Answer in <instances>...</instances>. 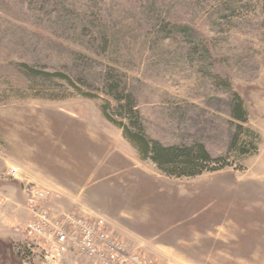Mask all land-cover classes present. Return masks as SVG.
Returning <instances> with one entry per match:
<instances>
[{
	"label": "rangeland",
	"instance_id": "rangeland-1",
	"mask_svg": "<svg viewBox=\"0 0 264 264\" xmlns=\"http://www.w3.org/2000/svg\"><path fill=\"white\" fill-rule=\"evenodd\" d=\"M119 93L148 137L201 143L226 165L178 178L141 159L102 114L110 101L122 120ZM246 129L257 149L236 155ZM0 162L23 188L34 174L63 184L73 197L55 193L53 212L136 216L187 264H264V0H0ZM26 243L23 263L42 260Z\"/></svg>",
	"mask_w": 264,
	"mask_h": 264
},
{
	"label": "built area",
	"instance_id": "built-area-1",
	"mask_svg": "<svg viewBox=\"0 0 264 264\" xmlns=\"http://www.w3.org/2000/svg\"><path fill=\"white\" fill-rule=\"evenodd\" d=\"M20 175L19 166H11L4 172L6 178ZM23 192L31 215L25 226L26 236L41 244V258L45 264H57L68 253L93 264H157L118 238L107 216L90 209L53 212L47 206L58 190L34 182L27 181ZM18 248L22 255H28L31 246L26 243Z\"/></svg>",
	"mask_w": 264,
	"mask_h": 264
},
{
	"label": "crops",
	"instance_id": "crops-1",
	"mask_svg": "<svg viewBox=\"0 0 264 264\" xmlns=\"http://www.w3.org/2000/svg\"><path fill=\"white\" fill-rule=\"evenodd\" d=\"M7 166H9L8 163L5 165L3 162H0V264H24L21 255L16 251V247L18 246L17 244L23 245V241L26 238L25 226L30 220L31 215L26 208V196L23 192V178H6L4 176V171L7 169ZM41 175H30V178L38 181V184L45 183V185L52 184L56 186L57 190L61 192L60 197L67 198L65 195L73 197L72 194H68L67 191L63 189V184L61 185L53 179H47L46 181L48 184H46V182L41 181ZM45 177H47V175ZM65 198H60V200L63 199V201H66ZM51 203L52 202H50L48 206L51 207ZM51 208L55 209L53 207ZM63 210L66 209L64 208ZM109 219L112 222V230L115 235L130 248L140 247L141 250L145 251L148 255L151 253L153 257H158L159 264H187L170 255L172 250L176 251L180 249L175 243L153 244V242H151L153 239L148 240L149 238L144 236L141 231L134 229L133 225L137 223L136 220H134L136 216H110ZM31 264L45 263L36 258ZM57 264L91 263L86 258L78 257L74 255V253H68L62 260L58 261Z\"/></svg>",
	"mask_w": 264,
	"mask_h": 264
},
{
	"label": "trees",
	"instance_id": "trees-1",
	"mask_svg": "<svg viewBox=\"0 0 264 264\" xmlns=\"http://www.w3.org/2000/svg\"><path fill=\"white\" fill-rule=\"evenodd\" d=\"M33 72L37 73L35 70H33ZM37 74H43L44 77L59 76L69 80V78L61 72H38ZM85 95L90 96L89 94ZM115 99L117 102L116 110L120 113L122 120H116L110 114V101H106L105 105L102 106V114L110 122L123 130L125 139H127L138 151L141 159L153 161L165 175L178 178L195 177L201 175L204 171H215L226 165L220 164L222 158H213L201 143H194L193 145H165L156 139L148 137L140 125L139 112H137L132 98L128 95L124 96L119 93L115 96ZM233 113L236 119L242 122L245 121L242 102L239 99L234 106ZM126 118L129 120V123H132L131 125H133V128L125 122ZM239 129H243L242 126H239ZM245 131V134L242 135L239 131H236L233 137L231 146L236 155H246L249 153L247 152L248 147L257 149L256 146L258 143L256 138H259L258 134L250 129H246ZM218 163L220 165L215 166V164Z\"/></svg>",
	"mask_w": 264,
	"mask_h": 264
}]
</instances>
